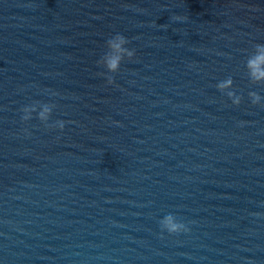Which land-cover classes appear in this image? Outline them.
<instances>
[{
	"label": "water",
	"instance_id": "95a60500",
	"mask_svg": "<svg viewBox=\"0 0 264 264\" xmlns=\"http://www.w3.org/2000/svg\"><path fill=\"white\" fill-rule=\"evenodd\" d=\"M258 43L264 0H0V264H264Z\"/></svg>",
	"mask_w": 264,
	"mask_h": 264
},
{
	"label": "clouds",
	"instance_id": "9594fccd",
	"mask_svg": "<svg viewBox=\"0 0 264 264\" xmlns=\"http://www.w3.org/2000/svg\"><path fill=\"white\" fill-rule=\"evenodd\" d=\"M175 20H182L184 17L176 16ZM162 27H164L162 25ZM130 41L127 37L122 34H115L110 39L106 41V46L108 51L101 57L98 61V64L102 65L107 73H117L120 70L122 62L127 58L131 60L135 56V49H130L126 47ZM245 68L247 71V77L252 84L264 85V44H256L254 46V54L248 56ZM104 75V73H101ZM108 84L114 83L112 75L107 76ZM234 81L231 76L219 81L216 84V88L224 93L232 104L239 106L242 102L243 97L234 90ZM248 97L252 105H259L264 107V96H261L256 91H250ZM55 108V105H44L43 109L39 112L36 111V108L31 105L24 106L21 111L23 113L21 119L25 122L32 119V114L37 113V118L46 126L54 127L63 131L65 127V121L56 120L54 124L49 125L48 121L52 115V111ZM25 131H27L25 129ZM161 233L166 232L169 235H179L181 233H187L190 231L188 225L176 218L174 214L165 215L161 221H159Z\"/></svg>",
	"mask_w": 264,
	"mask_h": 264
}]
</instances>
